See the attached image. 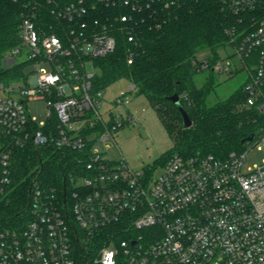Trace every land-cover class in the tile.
Instances as JSON below:
<instances>
[{
  "label": "built area",
  "instance_id": "obj_1",
  "mask_svg": "<svg viewBox=\"0 0 264 264\" xmlns=\"http://www.w3.org/2000/svg\"><path fill=\"white\" fill-rule=\"evenodd\" d=\"M18 1L19 44L10 55L34 69L0 80V201L12 190L16 147L79 151L82 168L70 174L69 194L66 185L60 193L33 177L26 226L0 227V264H77V229L86 240L124 221L134 234L101 247L96 263L109 264L113 254L112 264L119 256L128 264H264V157L243 169L244 150L224 158L174 154L149 171L100 150L132 117L117 121L111 111L106 120L100 112L104 90L94 89L93 60L112 52L117 40L106 24L112 18L99 8L129 9L120 16L126 22L158 0ZM218 1L240 16V28L228 30L232 52L193 63L224 74L246 69V104L264 111V0ZM135 38L129 30L128 40ZM38 99L47 106L41 121L27 109V101ZM250 142L264 152V132Z\"/></svg>",
  "mask_w": 264,
  "mask_h": 264
},
{
  "label": "trees",
  "instance_id": "obj_2",
  "mask_svg": "<svg viewBox=\"0 0 264 264\" xmlns=\"http://www.w3.org/2000/svg\"><path fill=\"white\" fill-rule=\"evenodd\" d=\"M166 2L158 0L145 11L134 13L133 21L126 22L120 16L130 13L129 9L99 8L101 14L112 18L106 24L117 44L112 52L93 60L95 90H105L116 80L127 79L136 92L148 96L173 137V150L151 169L147 167L149 171L162 166L174 154L213 153L224 158L231 151L243 150L249 144L244 139L252 136L250 143H253L264 132V111L246 104L245 83L231 96L208 104V96L216 85L213 72L210 70L201 85L194 79L200 70L193 59L200 52H206L210 61L221 58L220 51L230 44L228 30L233 26L240 28V16L218 0ZM21 11L18 0H0V80L7 82L25 74L26 62L13 60L9 66L3 65L6 55L19 44ZM129 30L136 34L133 41L128 40ZM176 92L193 121L188 128L183 127L181 112L169 99ZM242 101L244 105L239 106ZM80 154L75 150L37 149L32 145L14 148L12 190L0 201V227L26 226L33 177L47 189L56 188L60 193L66 185L69 194L70 174L75 175L82 168L76 161ZM129 226L126 221L115 223L85 242L81 230L77 229L79 238L74 244L77 264H101L95 262L98 250L111 242L117 245L130 238L135 231L128 230ZM115 264L128 262L119 256Z\"/></svg>",
  "mask_w": 264,
  "mask_h": 264
},
{
  "label": "rangeland",
  "instance_id": "obj_3",
  "mask_svg": "<svg viewBox=\"0 0 264 264\" xmlns=\"http://www.w3.org/2000/svg\"><path fill=\"white\" fill-rule=\"evenodd\" d=\"M221 55L225 56L232 52L227 46L221 51ZM206 52H200L199 57H204ZM24 56L18 57L23 59ZM11 55H6L3 61L4 66L12 64ZM32 64H26V70H33ZM215 77L216 85L208 96V104H214L221 99L231 96L235 90L244 85L247 80L248 72L246 69H236L232 74L219 73L212 71ZM210 70H203L194 76L198 85H201L209 75ZM128 96L130 101L128 104H117L114 99L116 96ZM244 105L240 102L239 106ZM46 101L43 99L27 101L28 113L35 115L38 121L44 120L46 114ZM117 121H121L123 117L130 115L132 122H126L113 132V139L104 143H100L99 147L103 153L113 159L125 158L130 166L135 170L149 167L150 169L157 164L164 155L173 150L174 139L167 131L163 121L154 109L150 99L143 93L136 92L131 88V83L120 78L111 83L105 90L103 95V103L100 112L104 118L108 120L110 113ZM246 151V159L243 169L254 167L256 164L262 163L264 152L258 145H248L243 147ZM158 166V165H157ZM32 175V173L30 172ZM83 242L85 239L83 238Z\"/></svg>",
  "mask_w": 264,
  "mask_h": 264
},
{
  "label": "water",
  "instance_id": "obj_4",
  "mask_svg": "<svg viewBox=\"0 0 264 264\" xmlns=\"http://www.w3.org/2000/svg\"><path fill=\"white\" fill-rule=\"evenodd\" d=\"M169 99L172 100L177 105V107L179 108L181 115H182L183 127L188 128V127L192 126L193 121H192L190 115L188 114L187 110L183 106L179 93H177V92L174 93L172 96L169 97ZM251 140H253L252 136L244 139L243 142L251 141Z\"/></svg>",
  "mask_w": 264,
  "mask_h": 264
},
{
  "label": "clouds",
  "instance_id": "obj_5",
  "mask_svg": "<svg viewBox=\"0 0 264 264\" xmlns=\"http://www.w3.org/2000/svg\"><path fill=\"white\" fill-rule=\"evenodd\" d=\"M112 256H113V254H109V256H108L109 264H112Z\"/></svg>",
  "mask_w": 264,
  "mask_h": 264
},
{
  "label": "crops",
  "instance_id": "obj_6",
  "mask_svg": "<svg viewBox=\"0 0 264 264\" xmlns=\"http://www.w3.org/2000/svg\"><path fill=\"white\" fill-rule=\"evenodd\" d=\"M109 113L111 112V110H107Z\"/></svg>",
  "mask_w": 264,
  "mask_h": 264
}]
</instances>
